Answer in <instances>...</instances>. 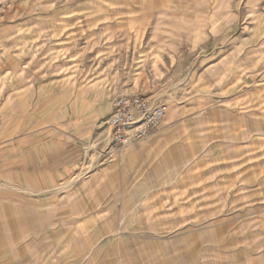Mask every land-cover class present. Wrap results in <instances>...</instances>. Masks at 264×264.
<instances>
[{"label": "crops", "instance_id": "obj_1", "mask_svg": "<svg viewBox=\"0 0 264 264\" xmlns=\"http://www.w3.org/2000/svg\"><path fill=\"white\" fill-rule=\"evenodd\" d=\"M222 11L216 4L206 19ZM191 14L155 12L142 47L119 46L121 62L145 67L143 94L167 113L103 160L84 156L82 142L96 135L85 121L57 127L0 114V264H121L159 252L170 264H190L187 246L168 235L193 215L204 264H238L235 253L240 264H264V47L237 53L221 21L209 29L184 21ZM198 24L207 31L201 39ZM15 95L2 99L6 106L18 103ZM97 104L83 100L81 111Z\"/></svg>", "mask_w": 264, "mask_h": 264}, {"label": "rangeland", "instance_id": "obj_2", "mask_svg": "<svg viewBox=\"0 0 264 264\" xmlns=\"http://www.w3.org/2000/svg\"><path fill=\"white\" fill-rule=\"evenodd\" d=\"M216 4L223 8L220 18L208 14L206 19L205 14ZM184 8L195 12L184 21L197 19L209 29L221 21L217 29L225 42L236 39L237 53H248L257 45L264 47V0H0V114H21L23 124L36 118L44 123L53 121L57 127L66 121H85L94 127L96 135L82 142L84 156L88 161L103 160L111 147L112 151L123 148L113 144L111 138L112 144L104 142L113 100L124 93L145 97L146 92L139 80L145 67L135 61L121 62L119 46L125 41L134 49L138 43L142 47L148 40L143 32L153 23L155 12ZM197 28L196 38L201 39L207 31L205 27L200 31L199 24ZM122 31L128 34L120 35ZM93 49L99 50L97 57L91 53ZM13 92L18 103L6 106L2 99ZM83 100L98 104L93 110L82 112ZM245 122L241 116V123ZM247 122L249 127L256 126ZM89 169L85 165L78 168L84 175ZM192 218L195 222L188 228L181 229L177 224L168 237L187 246L190 264H204L194 236L202 227L197 221L200 215ZM161 239L154 244L157 253ZM219 240L221 245L222 240L230 244V238ZM157 255L152 260L123 259L120 263L170 264L160 252ZM234 256L233 260L240 264V253Z\"/></svg>", "mask_w": 264, "mask_h": 264}, {"label": "built area", "instance_id": "obj_3", "mask_svg": "<svg viewBox=\"0 0 264 264\" xmlns=\"http://www.w3.org/2000/svg\"><path fill=\"white\" fill-rule=\"evenodd\" d=\"M106 125L110 138L117 147L149 135L165 117L164 103H151L144 96L120 95L114 100Z\"/></svg>", "mask_w": 264, "mask_h": 264}, {"label": "bare ground", "instance_id": "obj_4", "mask_svg": "<svg viewBox=\"0 0 264 264\" xmlns=\"http://www.w3.org/2000/svg\"><path fill=\"white\" fill-rule=\"evenodd\" d=\"M165 92V91H164ZM168 97V96H167ZM172 97V96H171ZM149 101V100H148ZM108 128V127H107ZM106 130V129H105ZM107 136H105V140H107V141H109V139H110V128H109V130H107Z\"/></svg>", "mask_w": 264, "mask_h": 264}]
</instances>
